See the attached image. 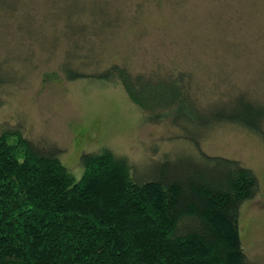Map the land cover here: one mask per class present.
Segmentation results:
<instances>
[{
  "label": "rangeland",
  "instance_id": "1",
  "mask_svg": "<svg viewBox=\"0 0 264 264\" xmlns=\"http://www.w3.org/2000/svg\"><path fill=\"white\" fill-rule=\"evenodd\" d=\"M113 63L183 73L197 103L180 102L179 125L152 120L165 107H142L121 82L64 72ZM240 93L264 106V0H0V122L20 120L56 143L75 178L81 153L103 148L136 162L139 175L166 154L238 160L259 181L238 230L251 263L264 264V119L233 116Z\"/></svg>",
  "mask_w": 264,
  "mask_h": 264
},
{
  "label": "trees",
  "instance_id": "2",
  "mask_svg": "<svg viewBox=\"0 0 264 264\" xmlns=\"http://www.w3.org/2000/svg\"><path fill=\"white\" fill-rule=\"evenodd\" d=\"M67 65L68 78L116 80L142 107H165L153 110L152 120L168 115L179 125L180 102H196L183 73ZM243 95L234 97L233 116H263L262 122L264 106ZM16 121L0 122V264H252L238 219L259 181L238 160L204 151L166 154L139 175L136 162L103 148L81 153L75 178L56 143L34 138Z\"/></svg>",
  "mask_w": 264,
  "mask_h": 264
}]
</instances>
